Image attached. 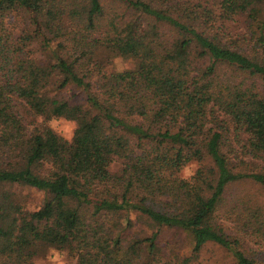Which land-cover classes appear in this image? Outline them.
<instances>
[{
    "label": "trees",
    "instance_id": "trees-1",
    "mask_svg": "<svg viewBox=\"0 0 264 264\" xmlns=\"http://www.w3.org/2000/svg\"><path fill=\"white\" fill-rule=\"evenodd\" d=\"M206 244L264 264V0H0V264Z\"/></svg>",
    "mask_w": 264,
    "mask_h": 264
},
{
    "label": "rangeland",
    "instance_id": "rangeland-1",
    "mask_svg": "<svg viewBox=\"0 0 264 264\" xmlns=\"http://www.w3.org/2000/svg\"><path fill=\"white\" fill-rule=\"evenodd\" d=\"M121 64L128 65L124 61H121ZM69 121L70 120H66L63 118L59 119L55 125L56 127L55 132L57 134L58 133L67 134L69 130L67 122ZM193 164L195 165V163ZM21 192L22 195L24 196V202H25L24 204L27 208L33 209L41 205L43 199V195L41 194V192L33 191V190L28 191L26 189H22ZM176 245L179 247V249H177L178 253L181 252L187 253L189 249L188 239L185 238L181 240L177 237ZM195 262H198L197 264H233L232 259L227 253L223 252L222 249H220L219 247L211 244H206L204 247H202L198 255V258L196 259ZM36 264H68V261L66 257H64L63 253L58 252L56 250H49L44 257H41L36 260Z\"/></svg>",
    "mask_w": 264,
    "mask_h": 264
},
{
    "label": "clouds",
    "instance_id": "clouds-1",
    "mask_svg": "<svg viewBox=\"0 0 264 264\" xmlns=\"http://www.w3.org/2000/svg\"><path fill=\"white\" fill-rule=\"evenodd\" d=\"M121 61H122V58L120 57L114 58V63L118 66L117 71H121L123 67H127V65H122ZM59 119L61 118L53 117L52 120L49 122L50 126L53 127V131H56L55 125ZM67 124H68V129H69L67 134H63V133H58V134H61L62 138L70 141L74 136L77 125L74 121H69L67 122ZM195 171H196L195 165L193 163H188L181 167L178 174L180 176V179L187 181V180H191V178L195 175Z\"/></svg>",
    "mask_w": 264,
    "mask_h": 264
}]
</instances>
